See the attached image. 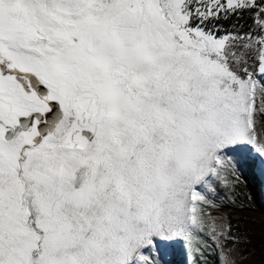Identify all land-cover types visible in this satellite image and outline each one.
<instances>
[{
    "label": "snow or ice",
    "instance_id": "snow-or-ice-1",
    "mask_svg": "<svg viewBox=\"0 0 264 264\" xmlns=\"http://www.w3.org/2000/svg\"><path fill=\"white\" fill-rule=\"evenodd\" d=\"M244 169L264 177V0H0V264L181 241L200 264L209 237L233 264L208 193Z\"/></svg>",
    "mask_w": 264,
    "mask_h": 264
},
{
    "label": "rangeland",
    "instance_id": "rangeland-1",
    "mask_svg": "<svg viewBox=\"0 0 264 264\" xmlns=\"http://www.w3.org/2000/svg\"><path fill=\"white\" fill-rule=\"evenodd\" d=\"M247 171L243 170L238 183L229 187L218 183L217 192L208 195L218 205L212 214L229 221L232 225V234L237 238L236 242L229 243L226 249L233 264H264V177L253 171L258 179L254 196L251 185L246 181ZM178 245L184 256V261L180 264H189L190 254L182 241ZM171 253V249L168 248L162 259L156 253L149 254L156 264H175L170 260ZM223 255L224 253L215 247V242L209 237L204 255L199 257L200 264H221Z\"/></svg>",
    "mask_w": 264,
    "mask_h": 264
},
{
    "label": "trees",
    "instance_id": "trees-1",
    "mask_svg": "<svg viewBox=\"0 0 264 264\" xmlns=\"http://www.w3.org/2000/svg\"><path fill=\"white\" fill-rule=\"evenodd\" d=\"M260 2V0H258ZM252 22L253 18L250 15L245 14L243 17L239 18L238 20L233 18L231 20H223L221 23L224 25V29L240 31L241 33L252 29ZM254 31V30H253ZM246 173V181L248 184L251 185V190L254 196H256V186L258 184V179L254 175L253 171L247 169ZM256 198V197H255ZM260 242V241H259ZM171 258L170 260L172 263H183L184 256L179 247L178 243L174 244L171 248Z\"/></svg>",
    "mask_w": 264,
    "mask_h": 264
},
{
    "label": "built area",
    "instance_id": "built-area-1",
    "mask_svg": "<svg viewBox=\"0 0 264 264\" xmlns=\"http://www.w3.org/2000/svg\"><path fill=\"white\" fill-rule=\"evenodd\" d=\"M223 21V20H222ZM222 21H220V23L222 22ZM222 24V23H221ZM224 29H221V31H223Z\"/></svg>",
    "mask_w": 264,
    "mask_h": 264
}]
</instances>
